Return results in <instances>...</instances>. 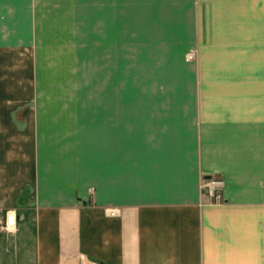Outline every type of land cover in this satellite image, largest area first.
I'll use <instances>...</instances> for the list:
<instances>
[{"label":"crops","instance_id":"0c3cea01","mask_svg":"<svg viewBox=\"0 0 264 264\" xmlns=\"http://www.w3.org/2000/svg\"><path fill=\"white\" fill-rule=\"evenodd\" d=\"M85 2L83 99L14 64L61 25L0 0V264H264V0Z\"/></svg>","mask_w":264,"mask_h":264},{"label":"rangeland","instance_id":"374dc122","mask_svg":"<svg viewBox=\"0 0 264 264\" xmlns=\"http://www.w3.org/2000/svg\"><path fill=\"white\" fill-rule=\"evenodd\" d=\"M38 1L39 14L41 15L39 22L44 21L61 25L58 27L61 28L63 34V41L60 44L61 57L54 59L49 57L53 52H41L39 59L16 57L14 58V64L21 66V63H23L24 67L29 64L31 74L37 73L36 78L40 82L60 84L61 90L57 93H62L63 98L75 94L78 98L83 97L84 99L86 78L90 74V78L94 79L95 84L99 82L102 76L103 64L101 57L103 44L101 42L92 43L91 37L86 36L90 15L86 8V2L85 0ZM260 1L254 0L255 18L261 17ZM91 49L94 50L93 55H91ZM105 65L107 69V59ZM98 87L97 85L95 88ZM47 92L50 93V91Z\"/></svg>","mask_w":264,"mask_h":264},{"label":"built area","instance_id":"2783aa9c","mask_svg":"<svg viewBox=\"0 0 264 264\" xmlns=\"http://www.w3.org/2000/svg\"><path fill=\"white\" fill-rule=\"evenodd\" d=\"M185 60L190 62L193 60V54H188ZM223 181L218 178L209 177L201 182V193L208 197L212 202H220L222 200ZM115 211L110 212V216H115ZM15 226V216L6 214L5 221L0 225L1 230L8 232Z\"/></svg>","mask_w":264,"mask_h":264}]
</instances>
